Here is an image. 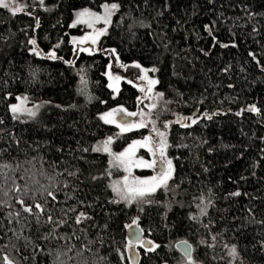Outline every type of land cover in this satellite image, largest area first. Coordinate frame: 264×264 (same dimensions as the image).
I'll return each instance as SVG.
<instances>
[{
    "label": "trees",
    "instance_id": "16d2710c",
    "mask_svg": "<svg viewBox=\"0 0 264 264\" xmlns=\"http://www.w3.org/2000/svg\"><path fill=\"white\" fill-rule=\"evenodd\" d=\"M111 1L119 8L98 48L74 53L70 34L86 30L72 26L76 9ZM32 40L62 57L37 55ZM111 47L154 74L167 101L159 116L174 171L146 202L117 198V172L107 152L95 151L108 135L120 148L145 132L116 133L101 119L139 103L133 84L117 94L108 86ZM20 94L45 101L36 119L11 111ZM81 212L87 219L77 223ZM132 221L159 245L134 243L138 264L176 263L183 239L199 264H225L233 247L240 263L264 264V0H27L16 14L0 7V264H132Z\"/></svg>",
    "mask_w": 264,
    "mask_h": 264
},
{
    "label": "rangeland",
    "instance_id": "374dc122",
    "mask_svg": "<svg viewBox=\"0 0 264 264\" xmlns=\"http://www.w3.org/2000/svg\"><path fill=\"white\" fill-rule=\"evenodd\" d=\"M26 3H27V0H16L15 6L20 7V8H24ZM113 3L117 4L116 1H111V2H104L103 4L100 5L99 8L84 6V7L76 9L75 14H74V18L72 21V26L75 25L74 27H76L78 25H81V26L86 27V30L83 32H79V31L72 32L70 34V42L72 43L74 53L81 52V49H90V51H84V52H93L94 50H96L98 48L99 39L104 34H106L108 32L109 27L112 23V19H113V15H114L115 11L109 17V22L107 24H105L103 20H99V21L92 23L91 26H89L87 23H77L78 13L84 12L85 10H87L89 12L103 16L105 13L104 5L105 4L111 5ZM81 19L88 20L89 17H83ZM103 29H106V31L104 32L103 35H99L98 37H96V43L93 44L91 37L96 36V33L99 32L100 30H103ZM85 37H89V39H87L84 43H80V41L83 40ZM31 50L34 51L37 55H43V56H48V57H50L49 54L54 51L56 54V58L62 57L57 52L56 48H54V47L48 48V50H46L45 48H43L40 45L35 43L32 45ZM108 55H109V60L107 62V66H106V70H105V74H106L107 80H108V86H109V84H113L114 87H110V88L113 90V92L115 94H117L118 91H116L115 88L118 87V89H120L123 82L131 81V84L136 86L139 90V100H138L139 103H138L136 110H132V111L127 110V111L128 112H136V113L143 111L145 113H151V114L149 116L144 117V119L147 123V127H145V132L142 136L135 137V138L129 140L124 146H122L120 148H115L113 146L114 135H108V136L100 139L97 142V146L102 145L103 141H105L109 137H111L112 143L109 146L111 148V152L113 154H119L121 152H124L129 147V145H131L134 141H138V140L144 141L147 137L151 136L152 140H151L150 146L153 147L155 155H153V152H149L146 147H138L135 151V158L136 159L143 158L144 160H147V161H152L153 159L156 160L155 168L150 169V168L133 167L132 168V174H131V176H129L128 172L125 171V169L123 167H114L113 166V155H110L108 153L110 165L117 172L116 174H114L110 177V184L112 187V185L114 183H116L118 181L122 182L124 180L125 176H129V179H132L133 177H139L140 179H146V178H150L152 176H155L159 173L160 168H161V166H160L161 158H160V150H159L160 137L157 136L155 132H153V130H152L153 129V123L152 122H154V126L157 130L165 132L166 142L168 145L166 125H165V122L163 121V119L159 116L160 112L162 111V109L165 106L167 101L165 100L164 96H162V98H158L155 100L151 98V97H156V95L158 93H162V92L158 89L157 84L152 85L151 86L152 91L150 93L148 92V88H149L148 81H147V79H142L141 77L145 76V70H147V77L149 79L156 80V77L147 68H145L142 64H140L136 60L135 61H129V62H123L120 59V57H119V55L116 52L114 47L110 48V50L108 51ZM136 64H139L140 67L139 68L135 67ZM109 73H111V75L113 77L119 76L121 78L119 80V82L117 83L114 80H110L109 79ZM142 88L144 89V91H141ZM24 98H26V99H24ZM21 103L23 104L24 108H27V109H30V110L36 112V115L34 117L28 115L26 112L14 114L16 117L18 116V118H21V119H36L38 117V115L40 114L42 108L46 104L45 101L33 100V99L28 98V96L25 94H20L15 99V101L13 103H11V106L21 104ZM153 103H155L157 105L156 108H154V109L150 107ZM37 106H39V107L37 108ZM120 107L125 108L122 105H118V106L112 107V108L104 111L102 113V115L111 111L112 109H116V108H120ZM119 118H120V116L116 117L117 120H120ZM126 119L130 122L131 121L139 122L141 117L139 115H137L135 117H127ZM113 125L116 127V131H117L116 133H122L120 128H118L115 124H113ZM164 159L165 160H171L172 165H173V160L168 155L167 148L164 150ZM173 169H174V165H173ZM168 183H169V181L167 182V185H168ZM161 187H164V186H161ZM151 194L144 197L142 200H136V201L137 202H146L150 198ZM115 195L117 198L121 199L119 196H117L116 193H115ZM142 241H145V239L143 238ZM141 245H144L145 247H151L150 245L147 246L145 243L141 244ZM133 248H136L137 252L139 253L138 247L136 244H134V242H132V246H131V249H133ZM131 249L128 248V251H130ZM190 256H191V260L189 259V256H186L182 253L180 260L174 264H199L198 259L193 254H191ZM225 264H242V263H240L236 259L235 255L231 254L227 257Z\"/></svg>",
    "mask_w": 264,
    "mask_h": 264
},
{
    "label": "snow or ice",
    "instance_id": "6c2138e0",
    "mask_svg": "<svg viewBox=\"0 0 264 264\" xmlns=\"http://www.w3.org/2000/svg\"><path fill=\"white\" fill-rule=\"evenodd\" d=\"M41 3H43V0H40ZM16 5V0H0V7H3L5 9H10L13 14H16L17 12L21 11L20 7L15 6ZM119 5L118 4H105L104 5V9H105V13L103 16L97 15L95 13L89 12L87 10H85L84 12H80L78 13V20L77 23H87L89 26L92 25V23L99 21V20H103L105 24H107L109 22V17L112 15V13L116 10H118ZM83 17H89L88 20H83L81 18ZM75 26V25H73ZM209 32H211V28L208 29ZM106 31V29L100 30L99 32L96 33V36L91 37L92 43L95 44L96 43V37H98L99 35H103L104 32ZM87 39H89V37H85L83 40L80 41V43H84ZM75 42V41H74ZM32 44H35L36 41L32 40L31 41ZM223 47H228V45H223ZM81 51H90V49H81ZM114 51V50H113ZM50 58L55 59L56 58V54L55 52H51L50 54ZM135 67L139 68L140 65L136 64ZM153 71H155V69H153ZM142 79H147L148 81V92L150 93L152 91L151 86L155 85L156 83H158V81L154 80V79H149L147 77V70H145V76L141 77ZM109 79L110 80H114L115 82H119V80L121 79L119 76H115L113 77L111 75V73H109ZM86 83V82H85ZM129 83H131V81H129ZM109 87H114L113 84H109ZM116 91H119L118 87L115 88ZM141 91H144V89L142 88ZM163 93H158L156 95V97H151L152 99H158V98H162ZM26 99V98H24ZM156 104L153 103L150 107L151 108H156ZM39 106H37L38 108ZM11 111L13 112V114H18V113H27L30 116H35L36 112L24 108L23 104H17V105H12L11 106ZM243 111V110H242ZM247 111L250 112H254L259 114L260 113V109L257 108L255 105H251L249 106V108L247 109ZM151 113H145L143 111L136 113V112H128L127 109L120 107V108H116V109H112L111 111L103 114L101 116V119L104 120L105 123L108 124H115L118 128H120L121 132H128V131H132L133 129H139V128H144L147 127V123L144 119L145 116H149ZM242 112L237 113V115H241ZM139 115L141 117V119L139 120V122L136 121H128L126 118L127 117H135ZM120 116V120H117L116 117ZM18 118V116L16 117ZM209 119H211V117H208ZM190 119V118H189ZM193 124L196 123L195 119H192L191 121ZM153 123V132L156 133L157 136L160 137V145H159V150H160V158H161V168L160 171L157 175L152 176L150 178H146V179H140L139 177H133L132 179H129V176H131L132 174V168L136 167V168H155L156 165V160L153 159L152 161H147L144 160L143 158L140 159H136L135 158V151L138 147H146L148 149L149 152H153V155H155L153 147L150 146L151 144V140L152 137L149 136L147 137L144 141H134L131 145H129V147L124 151L121 152L119 154H113L111 152V148L109 147L112 143V138L109 137L107 140L102 142V145L98 146L95 151H103V152H107L110 155H113V166L114 167H123L125 169V171L128 172L129 176H125L124 180L122 182H116L112 185V188L114 190V192L117 194V196H119L122 200H125L129 203L136 201V200H142L144 197L148 196L151 193H154L157 188L164 186H167V182L169 181V179L172 178V174H173V165H172V161L171 160H165L164 159V150L167 148V142H166V134L165 132L159 131L155 128L154 126V122ZM185 127H187L188 125L185 124L183 125ZM17 192L20 191V189L17 187L15 189ZM49 196H52V199L55 200V196L53 195L52 192H48L47 193ZM232 195L234 196H239L240 193L239 192H235L232 193ZM19 203L21 205H24V201L21 199L19 201ZM36 209H39L40 212L44 211V208L41 204L36 203L35 205ZM23 211L31 213L32 212V207L30 206H24L23 207ZM201 213H204V208H201ZM87 219V217L85 216V214L83 212L80 213V215L77 217V223L81 222V219ZM48 221L51 222L52 221V217L51 215L48 216ZM134 224H136V222H133ZM129 228H132L133 225H128ZM138 227V225H137ZM136 241L138 244H144L145 242L142 241L140 239V235L139 233L136 235ZM149 244L151 242H148ZM186 243V242H184ZM128 246L129 249H131L132 246V241L129 240L128 242ZM159 247V245H154L149 247L147 250L148 251H154L155 248ZM235 248L233 247L232 249V254L235 255ZM185 254L189 255V259L191 260V256H190V249L185 248ZM4 260L6 261V264H13L12 260L8 259V257H4Z\"/></svg>",
    "mask_w": 264,
    "mask_h": 264
},
{
    "label": "water",
    "instance_id": "95a60500",
    "mask_svg": "<svg viewBox=\"0 0 264 264\" xmlns=\"http://www.w3.org/2000/svg\"><path fill=\"white\" fill-rule=\"evenodd\" d=\"M160 166H161V164H160ZM133 222H131L129 224V225H133L132 228L127 227V236H128L129 240H131L134 243H137L136 235L139 233L140 239L142 240L143 239V231H142L141 226L139 225V223L137 221H135L136 224H134ZM137 225H138V227H137ZM184 242H186V243H184ZM145 244L147 246L150 245L148 243V241H145ZM176 246L184 255H186L185 254V248L190 249V255H191V253H192V244L189 241L184 240V239L180 240V241L177 242ZM186 256H189V255H186ZM129 259L132 262V264H138L139 263V254H138L136 248H133V249H131L129 251Z\"/></svg>",
    "mask_w": 264,
    "mask_h": 264
}]
</instances>
